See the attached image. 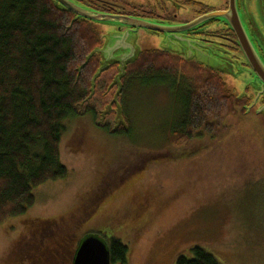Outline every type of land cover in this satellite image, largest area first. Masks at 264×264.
I'll return each instance as SVG.
<instances>
[{"label": "rangeland", "instance_id": "rangeland-1", "mask_svg": "<svg viewBox=\"0 0 264 264\" xmlns=\"http://www.w3.org/2000/svg\"><path fill=\"white\" fill-rule=\"evenodd\" d=\"M251 1V17L260 15L264 55V0ZM103 27L100 62L121 65L143 49H160L222 72L235 95L256 99L262 90L242 59L232 61L214 43L208 48L192 35L119 34ZM115 74L106 70L97 77L85 114L65 121L58 151L67 176L35 187L34 204L0 224V264H14L22 255L25 246L15 242H27L32 222L61 224L62 217L68 259L81 240L95 235L107 245L113 238L125 245L127 264H175L178 256L191 257L193 247L220 264H264V121L255 118L261 112L264 119V105L258 102L256 114L248 116L229 113L227 129L216 137L177 144L169 131L181 113L169 86H138L123 104L117 97L130 127L127 136H118L107 132L119 121ZM140 204L147 209L138 217ZM81 205L74 225L69 214ZM55 242L44 237L35 243L43 250Z\"/></svg>", "mask_w": 264, "mask_h": 264}, {"label": "trees", "instance_id": "trees-1", "mask_svg": "<svg viewBox=\"0 0 264 264\" xmlns=\"http://www.w3.org/2000/svg\"><path fill=\"white\" fill-rule=\"evenodd\" d=\"M70 20L51 0H0V224L34 204L35 187L67 176L58 151L65 121L85 114L91 80L101 65L96 52L84 63L97 49L93 27ZM171 63L139 52L120 79V102L134 87L166 84L181 113L169 131L177 144L225 132L224 119L237 103L232 90L217 72L199 75L183 62L179 77ZM123 114L120 105L124 123L107 132L129 134ZM43 222L32 223H48ZM57 234L47 239L55 241ZM107 246L111 264H127L125 245L113 238ZM190 252L191 257L178 256L175 264H220L201 247ZM23 253L14 264L24 263Z\"/></svg>", "mask_w": 264, "mask_h": 264}, {"label": "flooded vegetation", "instance_id": "flooded-vegetation-1", "mask_svg": "<svg viewBox=\"0 0 264 264\" xmlns=\"http://www.w3.org/2000/svg\"><path fill=\"white\" fill-rule=\"evenodd\" d=\"M54 7L58 11H62L68 15H71V20L74 19L78 22H86L96 33V48H101L103 45L102 35L104 33V27L106 30H112L116 33L127 30L128 32L135 33L136 31H144L153 34H166V35H179L184 34L186 36L197 37L202 41L204 47H210L214 43L218 48L224 51L226 57L236 60L237 57L242 59V67L249 70L250 74L255 77L261 85L256 99L250 97L235 95L237 100L234 107L235 116L241 114V116H248L252 113L256 114L253 110L258 102L264 105V82L261 81L258 73H264V61L263 51L261 46L258 45L260 40L259 26L260 18L259 14L255 17H251L248 4L252 3L251 0H51ZM211 2V3H210ZM72 7L74 10L69 9ZM76 10V11H75ZM79 12H89L97 15L98 20H87L84 17L77 15ZM258 13V12H257ZM183 14H188L187 17H183ZM180 16L184 20L180 19ZM70 20V21H71ZM178 23V27H170L171 23ZM108 28V29H107ZM103 32H102V31ZM246 46L251 50V55L254 56V63L257 64L259 72L257 73L253 66H251L247 56L244 54L242 46ZM154 53L159 57L162 56L166 62L172 61V65L178 72V76L181 77L184 71L181 69L183 62H187L192 66L196 74H201L202 70L217 72L220 79H223L222 72L208 68L203 64H200L193 60L183 59L170 52L147 48L140 51V53ZM262 57H261V55ZM100 55H97L98 63H100ZM173 60L175 62H173ZM119 64H112L106 69L112 70L113 73L118 74ZM105 70V71H106ZM226 83V82H225ZM180 85V81L177 82ZM228 87V86H227ZM230 89V88H229ZM232 90V89H231ZM235 94V92L232 90ZM258 114H261L259 116ZM255 118H262V113H258ZM99 125V124H98ZM147 209L146 204H140L135 215L140 217L144 215V211ZM83 210V206L73 210L75 212L70 213V220L74 219V223L80 222V218H76V215H80ZM67 216V218L69 217ZM79 217V216H78ZM139 220V219H138ZM137 220V221H138ZM61 224L58 221L48 222L47 224L32 223L27 227L28 238L27 242L22 237L17 238L16 245L25 247L27 258L31 262L28 264H72L73 255L70 254L67 258L66 250H68L65 237L64 217L61 219ZM63 224V225H62ZM56 236L55 244L44 245L43 250L38 249L36 246L37 239H44ZM62 234V235H61ZM65 259V261H64ZM43 260V261H42ZM42 261L43 263H41ZM24 264V263H20Z\"/></svg>", "mask_w": 264, "mask_h": 264}, {"label": "water", "instance_id": "water-1", "mask_svg": "<svg viewBox=\"0 0 264 264\" xmlns=\"http://www.w3.org/2000/svg\"><path fill=\"white\" fill-rule=\"evenodd\" d=\"M56 1H61V0H56ZM69 9L74 10L72 7H69ZM76 11V10H75ZM77 15H80L82 17H84L87 20H98V18L96 17L97 15H95L94 13H76ZM243 50H244V54L245 56H247L251 66H253V69L258 73L259 69L256 63H254L253 59L254 56L251 55V50L247 49V47L244 45L242 46ZM98 53L101 55V49L97 48L95 49L89 56H87L86 60H85V64L88 61V59L94 55V53ZM138 55V54H137ZM137 56H134V58L130 59V60H126L124 63H122L121 65L116 62L117 64H119L121 66V68H119L118 74L116 75V77L114 78L112 85H118V89L116 92V96L114 97V104L117 105V109H118V113L117 116L119 117V121L118 124H116V128L119 126L120 123H124L122 120V116H120V105L117 104V97L120 95V79L124 76V69L126 67V65L130 62H133V60L136 58ZM101 65L100 67L97 69V71L95 72V75L93 76L92 80H91V94L95 88L94 82L95 79L97 77H99L103 72H105V70L109 67V64H113L112 62H100ZM115 63V64H116ZM84 64V65H85ZM83 65V66H84ZM82 66V67H83ZM259 77L261 78V81L264 82V73H258ZM111 85V86H112ZM112 86V87H113ZM91 94H89V98L92 96ZM88 98V99H89ZM73 262L72 264H111L110 263V256H109V246H107V244L101 240L98 236L95 235H91V236H87L85 237L83 240H81L80 244L78 245L77 250L74 253L73 256Z\"/></svg>", "mask_w": 264, "mask_h": 264}, {"label": "bare ground", "instance_id": "bare-ground-1", "mask_svg": "<svg viewBox=\"0 0 264 264\" xmlns=\"http://www.w3.org/2000/svg\"><path fill=\"white\" fill-rule=\"evenodd\" d=\"M116 96V95H115ZM114 100V99H113ZM112 101V100H111ZM117 103H118V101H117ZM119 104V103H118ZM108 106H110V104L108 105ZM112 106V105H111ZM109 108V107H108ZM104 113H106V112H104ZM107 113H108V111H107ZM101 114V113H100ZM103 115V114H102ZM100 117H102V116H100ZM118 118V117H117ZM103 119V118H102ZM102 119H101V121H102ZM117 121V120H116ZM115 127V126H114Z\"/></svg>", "mask_w": 264, "mask_h": 264}]
</instances>
